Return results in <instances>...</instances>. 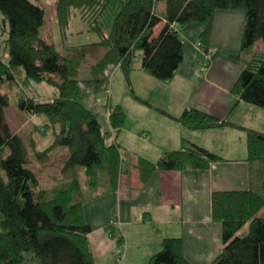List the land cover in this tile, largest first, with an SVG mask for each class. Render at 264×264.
I'll use <instances>...</instances> for the list:
<instances>
[{
  "label": "trees",
  "instance_id": "obj_1",
  "mask_svg": "<svg viewBox=\"0 0 264 264\" xmlns=\"http://www.w3.org/2000/svg\"><path fill=\"white\" fill-rule=\"evenodd\" d=\"M158 1L58 0L56 15L62 34L78 10L101 37L59 50L43 35L47 19L44 5L38 0H0L9 28L4 39L8 59L0 54V264L31 260L40 264H96L85 202L117 191L122 176L130 170L124 165V155L136 159L133 166L141 186L155 171L206 169L224 159L187 139L182 140V147L164 151L157 161L125 152L116 136L108 139L109 133L116 135L125 125L123 107L108 101L112 131H107L98 114L81 100L91 91L109 89L107 71L112 65L122 69L139 98L131 79L138 56L145 72L164 82L172 80L185 55L182 34L203 23L199 42L209 55L214 16L221 9L246 10L242 46L235 56L264 41V0H163L164 14L157 11ZM110 19L107 33L105 23ZM162 22L164 26L155 32ZM89 56L92 61L83 76L82 67ZM13 80L47 81L57 89L58 94L47 102L33 97L18 102L24 111L47 116L49 125L61 126L43 150L37 149L32 131L14 132L7 122L5 107L10 95L2 88ZM231 91L239 100L264 108V53L247 61ZM158 109L191 129L233 125L247 131L250 187L213 192L212 216L221 223L224 246L208 264H264V131L194 106L179 116ZM247 223L248 230H242ZM108 229L119 244L125 243V236L113 224ZM162 244L149 264H194L184 253L181 236L165 237Z\"/></svg>",
  "mask_w": 264,
  "mask_h": 264
},
{
  "label": "crops",
  "instance_id": "obj_2",
  "mask_svg": "<svg viewBox=\"0 0 264 264\" xmlns=\"http://www.w3.org/2000/svg\"><path fill=\"white\" fill-rule=\"evenodd\" d=\"M159 13H165V4ZM245 22V9L218 10L209 55L198 46L204 24L199 22L188 28L182 34L184 59L168 82L145 72L140 67L141 58L135 62L131 79L139 90L137 101L143 104L131 103L141 111L129 119L123 108L125 125L116 135L109 133V141L116 136L125 152L157 161L164 151L182 147V140L187 139L224 159L206 169L155 171L141 186L139 172L133 166L136 159L124 155V165L130 170L122 176L117 191L85 202L84 214L93 228L88 236L96 264H149L168 236L183 238L184 253L194 264H208L220 253L224 246L221 223L213 219L211 197L214 191L250 187L247 131L233 125L191 129L158 108L179 116L185 108L194 106L264 131V108L239 100L231 91L247 61L256 53H264V41L260 40L241 56H235L234 52L242 46ZM164 24L160 23L155 32ZM113 67L120 71L118 66ZM110 91L112 94L111 87ZM114 102L123 107L122 101ZM36 140L37 149L49 146L38 147ZM110 224L125 236L123 245L110 235ZM116 251L121 252L120 260ZM26 264L40 263L31 260Z\"/></svg>",
  "mask_w": 264,
  "mask_h": 264
},
{
  "label": "rangeland",
  "instance_id": "obj_3",
  "mask_svg": "<svg viewBox=\"0 0 264 264\" xmlns=\"http://www.w3.org/2000/svg\"><path fill=\"white\" fill-rule=\"evenodd\" d=\"M57 1L58 0H38L41 5H44L46 10L47 19L46 24L44 25L43 35H45L49 41L54 42L55 46L59 50H63L64 46L67 45L87 44L89 42H96L100 40V35H98L96 31L90 29L87 21L81 16V14H79L78 10H76V13L71 18L66 34H62L56 15ZM164 4L165 2L163 0H159L157 2V11L161 12V7L164 6ZM111 22L112 19H110L109 22L106 21L105 23V30L107 33L110 32L112 25ZM7 29H9L8 22L5 21L0 11V54L3 56L5 61L8 59V51H6V43L4 40L8 34ZM139 59L140 57L138 56L135 59V62ZM91 61L92 58H90V56L87 57V61L82 67L83 76L87 74L88 66ZM113 66L107 71L111 84L109 85V89H103L100 92L91 91L90 93L84 95L81 99L83 103L98 114L99 120L101 124H103L105 130L111 129L107 116V103L109 100L113 104L115 103V100L122 101L121 103H123V108H126L125 110L128 112L129 119H131V115L136 113L140 114L141 111V108H135V106L131 103L133 101L138 102L139 100L137 101V97H135L129 81L125 78L122 69L120 68V71L118 72L116 70L119 69H116ZM110 87L113 91L112 94ZM135 87L136 86L133 84L132 88L135 90V93L138 94L139 90ZM2 91L8 92L10 95L9 104L5 107V117L10 128H12L14 132L21 131L23 133H29V131H32L34 138L38 139V147L47 146L50 142H53L55 139V133L61 129V126L49 125V119L47 116L44 114L34 115L27 110L24 111L20 106H18V102L20 98L24 97H33L40 102H47L58 94L54 85L47 81L38 82L33 80H24V82L19 83L13 80L11 83H6V85L2 88ZM139 104L143 103L141 102ZM142 106L144 107L145 105ZM261 214H264V210ZM248 227L249 224L247 223L244 225L242 230H248ZM144 228L145 230H148L149 227ZM116 255L118 260H120L119 257L121 256V252L119 254L116 251Z\"/></svg>",
  "mask_w": 264,
  "mask_h": 264
},
{
  "label": "built area",
  "instance_id": "obj_4",
  "mask_svg": "<svg viewBox=\"0 0 264 264\" xmlns=\"http://www.w3.org/2000/svg\"><path fill=\"white\" fill-rule=\"evenodd\" d=\"M198 46H199V47L201 46V42L198 43Z\"/></svg>",
  "mask_w": 264,
  "mask_h": 264
}]
</instances>
